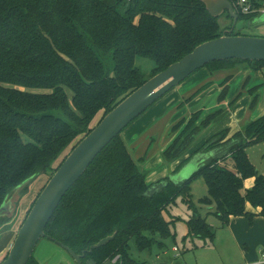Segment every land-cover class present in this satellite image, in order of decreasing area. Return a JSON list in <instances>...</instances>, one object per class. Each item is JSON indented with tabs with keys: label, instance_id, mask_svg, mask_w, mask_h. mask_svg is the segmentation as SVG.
I'll return each instance as SVG.
<instances>
[{
	"label": "trees",
	"instance_id": "obj_1",
	"mask_svg": "<svg viewBox=\"0 0 264 264\" xmlns=\"http://www.w3.org/2000/svg\"><path fill=\"white\" fill-rule=\"evenodd\" d=\"M248 2L252 11L238 10V20L251 21L264 9V0ZM223 31L218 17L200 0H0V206L22 182L51 171L53 162L94 127L91 122L97 114L101 112L98 123L147 80L135 65L138 56L153 60L150 78ZM236 63L253 70L264 67V61L241 59L203 66L211 73L229 70L218 82L219 104L225 101L234 70L239 69ZM210 85L212 80L204 81L177 107ZM252 91L257 86L249 90L251 108L258 99ZM232 102L202 118L197 110L188 120L173 124L169 136L178 133L161 152L164 163L179 158ZM226 135L225 130L213 135L200 150L226 146L231 167L211 157L183 182L174 183L168 176L149 184L141 166L150 145L136 155L137 145L130 148L120 132L64 194L44 238L76 254L84 252L83 263L93 259L103 264L116 258L113 264H145L129 258V241L134 239L138 249H149L154 242L151 236L170 237L171 222L162 213L180 196L192 210L186 220L188 235L213 240V228L192 202L190 182L196 176L207 186L201 201L215 205L214 215L223 224L231 216H245L251 223L253 214L246 211L247 204L259 207L264 217V175L257 173L246 153L248 145L264 139V116L244 122L228 140ZM247 177H253L254 183L244 189ZM4 218L0 225L13 219ZM114 232L113 239L88 252ZM27 264H39L34 253Z\"/></svg>",
	"mask_w": 264,
	"mask_h": 264
},
{
	"label": "rangeland",
	"instance_id": "obj_2",
	"mask_svg": "<svg viewBox=\"0 0 264 264\" xmlns=\"http://www.w3.org/2000/svg\"><path fill=\"white\" fill-rule=\"evenodd\" d=\"M234 3V9L235 12H237V0H234ZM262 10L263 9H261V11ZM218 22L221 29H231L230 32L233 31L234 33L264 37V19H262L261 22L259 21V25H256L254 29H252L253 27L250 28L247 26L248 24L243 20H238L236 26L232 29V18L230 19L227 17L226 13H223V15L218 17ZM236 64L239 66V70L233 74L230 81L236 77L234 82L240 81V83L232 96L227 98L228 102L233 101L231 105L232 117L228 118L223 123L225 124L223 127L220 126L214 129L219 132H221L220 130H225L227 134L225 139L227 140L232 138L239 130H241L242 124H239V121L244 118L246 113L250 114L248 117L246 116L247 121L255 120L258 117L264 116V67L258 70H250L244 67V63ZM135 65L142 71L144 77L148 79L150 71L154 67V62L148 57L138 56L135 60ZM200 69L188 78L196 74ZM211 86H209V88ZM254 86H257V91L254 92V90L252 92L258 93V99L254 107L251 108L250 105L253 100V94H250L249 90H252ZM214 94H216V92H214ZM168 96L169 93L152 104L122 131V135L123 137L125 136V141L130 148L133 146L131 145L132 142L135 144V137L138 135L137 133L150 122L153 111L156 109V104L167 99ZM100 115L101 112L97 114L91 122V126H95L97 124ZM153 129L154 128L150 129L144 135V139L147 134L155 132ZM197 140L198 138L196 141ZM69 151L70 147L61 155L60 158L53 162L50 166L51 171L48 170V172H43L32 178L30 181L25 182L23 185L18 186L7 197V199L10 200V217H13V219L6 222V217L4 218L5 222L1 224L2 228L0 227V229L2 230L0 231V234L7 230L10 231V234L8 235V243L10 241V245L19 226L32 207L36 197L49 179L50 173L60 164L62 158ZM246 153L257 173L264 175V139L248 145L246 147ZM135 154L140 155L139 151ZM159 160L161 162L163 161L162 153L160 150H156L147 157L148 164L145 163V165L142 164L141 166L142 170L146 172V179L149 182H154L162 176L168 177L174 170L173 167H170L171 163H167L165 168L166 170L159 171L157 169L158 164L156 163ZM223 160V163L226 166H232V161L229 159L228 155H226ZM182 176H184V173ZM248 180H251V177H247L243 180L244 189H249L253 185L252 184L247 188L246 183H248ZM190 186L194 206L197 208L200 216L205 218L206 222L211 225L215 232L213 240L209 238L203 239L197 236L190 237L188 235L186 220L191 215L192 210L189 209L186 204L182 203L180 196H178L166 207L165 210H163L162 213L164 218L171 222L170 231L172 232V235L166 239H162L158 234L151 236L149 233H146L147 236H151L154 239L153 245L149 249H138L135 240L131 239L128 243L129 258L134 262L138 261L145 264H248L256 259H260L261 251L264 249L263 244H257L258 247L254 248L252 246V241L254 238L255 240H258L260 234L264 233V221L261 225L256 224L255 226L250 225L248 224L249 222H247V228L252 227L251 230L247 229L242 231L246 237H243V234L239 233L236 238L231 235V228H229L227 224H223L219 218L214 215L215 205H207L201 201V198L207 194V186L204 179L201 176H196L193 180H191ZM3 228L5 229L3 230ZM10 245L8 244L7 246L6 244L5 249L1 250L0 262L6 257ZM174 247H177L178 251L175 252L173 250ZM33 253L39 264H76L68 251L54 241L44 237L38 242Z\"/></svg>",
	"mask_w": 264,
	"mask_h": 264
},
{
	"label": "water",
	"instance_id": "obj_3",
	"mask_svg": "<svg viewBox=\"0 0 264 264\" xmlns=\"http://www.w3.org/2000/svg\"><path fill=\"white\" fill-rule=\"evenodd\" d=\"M200 1L204 3L207 11L214 17H219L227 11L232 18L231 28L233 29V27L236 26L238 14L235 12L231 1ZM262 19H264V12L254 17L253 20L246 22L248 24L247 26L255 28ZM230 31L231 29H226L221 36L198 44L189 53L148 78L108 111L100 121L84 135L73 148H71L39 192L32 207L19 226L6 257L0 264H27L40 239L46 236V225L67 190L83 174L95 156L115 136L122 132L134 119L139 117L171 89L182 83L196 72V70L212 61L223 59L264 61V37L245 34L228 35L227 33ZM199 166L195 170L184 168L178 175L176 174L173 177L169 176V178L174 183L183 182L188 179ZM183 173L184 176H182ZM32 178L25 180L19 186L30 181ZM9 205L10 200L8 199L1 204L0 218L11 216ZM114 235L115 232L100 239L88 249V252H91L92 248H98L104 245L113 239ZM62 247L70 253L76 264H83L82 258L84 252L76 254L68 247L63 245ZM84 264H96V262L93 259H87ZM103 264H113V260L107 259Z\"/></svg>",
	"mask_w": 264,
	"mask_h": 264
},
{
	"label": "crops",
	"instance_id": "obj_4",
	"mask_svg": "<svg viewBox=\"0 0 264 264\" xmlns=\"http://www.w3.org/2000/svg\"><path fill=\"white\" fill-rule=\"evenodd\" d=\"M262 12H264V9L261 11V13ZM244 67L250 70H253L247 67L245 64H244ZM238 70L239 69L236 68L234 70L235 73L238 72ZM227 73H229V70L217 71L215 73H211L209 69L203 67L196 74H194L187 80L183 81L175 88L171 89L168 92L169 93L168 98L156 104V107H155L156 109L153 111L150 122L140 132L137 133L138 135H136L135 137V144L134 142H132L131 145H137L136 147L138 148L137 150L139 151L140 155L143 154L144 150L146 149V146L150 145L149 147L150 150L148 152L147 157L151 155L153 152H155L156 150H160V152H162L178 133L177 132L173 136L172 135L169 136L168 130L173 124H175L182 118L188 120L191 113L196 110L202 111V114L200 115V118H202L209 112L214 111L220 107L226 106V104L228 103L227 98H230L232 96L234 91H236L238 84L240 83V81L234 82L236 77L232 79L228 83L229 90L227 92L225 101L219 104L217 101V96L219 92L221 91V88L218 82ZM207 80H212V86L210 85L211 86L210 88L208 87L206 91L204 90L202 93L197 95L195 98H193L189 102H186L181 107H177L182 102V100L188 94L192 92L193 89H195L198 85H200L201 83ZM214 92H216V94H214ZM249 115H250L249 113H246L244 118H242V120L239 121V124H243L244 122H246L247 121L246 116L248 117ZM231 117H232V111L230 107V109L227 110L224 113V115L219 120H217L207 131H205V133H203L189 149H187L175 161L171 162L170 167H173L174 170L170 176L173 177L176 174L178 175L180 173L179 171H182V169L184 168L195 170L202 162H204L206 159L211 158V157H216L222 160L227 154L226 146L219 145L210 150H200V148L209 138L215 135V133L219 132V131H215L214 129L220 126L223 127L225 125L223 123L228 118H231ZM152 128H154L153 130H155V132H151L150 134H147L144 139V135ZM145 163L148 164L147 158L144 161L143 165H145ZM156 163L158 164L157 169L159 171L166 170L165 169L166 164L163 161L161 162L159 160ZM162 177L165 178L164 176ZM162 177H160L154 182H149L147 179L146 181L149 184H155L159 180L163 179ZM253 183H254V178L251 177V180H248V183H246L247 188L251 186ZM246 211L253 214L251 223L247 220L245 216H231L229 218V221L226 223L228 227L231 228L230 232H231V235H233L234 237H236L239 233L243 234L242 233L243 230H247V229L251 230L252 227L247 228V222H249L248 224L255 226L256 224L261 225L264 221V217L259 214L260 212L259 207L254 208L250 206L249 204H247ZM9 234H10V231L8 230L0 234V252L1 250L5 249L6 244L7 246L8 244L10 245V241L8 243ZM243 237H246V235L243 234ZM257 244H263V247H264V233L260 234V237L258 238V240H255V238L253 239L252 246L254 248H257L258 247Z\"/></svg>",
	"mask_w": 264,
	"mask_h": 264
},
{
	"label": "built area",
	"instance_id": "obj_5",
	"mask_svg": "<svg viewBox=\"0 0 264 264\" xmlns=\"http://www.w3.org/2000/svg\"><path fill=\"white\" fill-rule=\"evenodd\" d=\"M236 5L238 7V10H240L242 13H249V12L252 11L248 0H237V4ZM173 250L176 252V251H178V248L174 247ZM115 261H116V258L113 259V262H115ZM248 264H264V250L261 251L260 259L254 261V262H250Z\"/></svg>",
	"mask_w": 264,
	"mask_h": 264
},
{
	"label": "flooded vegetation",
	"instance_id": "obj_6",
	"mask_svg": "<svg viewBox=\"0 0 264 264\" xmlns=\"http://www.w3.org/2000/svg\"><path fill=\"white\" fill-rule=\"evenodd\" d=\"M84 263H85V262H84ZM84 263H83V264H84Z\"/></svg>",
	"mask_w": 264,
	"mask_h": 264
}]
</instances>
